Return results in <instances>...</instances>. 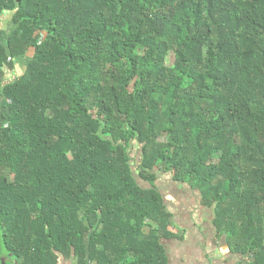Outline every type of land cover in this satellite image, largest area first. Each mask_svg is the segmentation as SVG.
I'll list each match as a JSON object with an SVG mask.
<instances>
[{"label":"trees","instance_id":"1","mask_svg":"<svg viewBox=\"0 0 264 264\" xmlns=\"http://www.w3.org/2000/svg\"><path fill=\"white\" fill-rule=\"evenodd\" d=\"M5 13L0 71L24 65L1 87L7 254L166 264L169 172L215 204L233 253L264 264V0H0Z\"/></svg>","mask_w":264,"mask_h":264},{"label":"crops","instance_id":"2","mask_svg":"<svg viewBox=\"0 0 264 264\" xmlns=\"http://www.w3.org/2000/svg\"><path fill=\"white\" fill-rule=\"evenodd\" d=\"M10 31V15L0 17V33ZM22 62L8 60L0 71V120L5 113V99L1 87L11 83L21 71ZM5 121V120H4ZM171 185L157 189L165 211L169 214L171 237H160L166 264H245L247 259L233 253L227 245L226 236L220 234L214 225L215 204L207 202L198 188L173 181ZM1 230V228H0ZM2 233V230H1ZM1 237V235H0ZM0 264H20L11 254H0ZM56 264H79L72 252L69 257L58 255Z\"/></svg>","mask_w":264,"mask_h":264},{"label":"rangeland","instance_id":"3","mask_svg":"<svg viewBox=\"0 0 264 264\" xmlns=\"http://www.w3.org/2000/svg\"><path fill=\"white\" fill-rule=\"evenodd\" d=\"M23 68H24V65H22V67H21V73L23 71ZM19 73H20V70H19ZM4 122L5 121L1 119L0 120V126L3 125ZM160 141H163V138H161ZM140 148H141L140 145L134 144V146L130 149V156L132 158L131 165H132V170H133L134 175L137 172V166L139 165L140 159H141V149ZM157 173H158L157 174L158 175V183H159L160 187L163 188L166 185H167V187L172 186L171 185L172 184L171 183L172 176L169 172H166V173L157 172ZM138 182H140L142 186L148 187L145 183H142L140 180H138ZM0 235H1V230H0ZM4 253H6V251L3 248H1V245H0V254H4Z\"/></svg>","mask_w":264,"mask_h":264},{"label":"flooded vegetation","instance_id":"4","mask_svg":"<svg viewBox=\"0 0 264 264\" xmlns=\"http://www.w3.org/2000/svg\"><path fill=\"white\" fill-rule=\"evenodd\" d=\"M174 181V180H173Z\"/></svg>","mask_w":264,"mask_h":264}]
</instances>
